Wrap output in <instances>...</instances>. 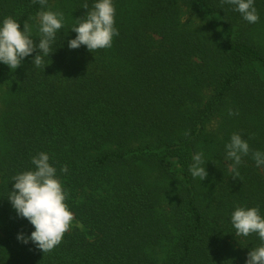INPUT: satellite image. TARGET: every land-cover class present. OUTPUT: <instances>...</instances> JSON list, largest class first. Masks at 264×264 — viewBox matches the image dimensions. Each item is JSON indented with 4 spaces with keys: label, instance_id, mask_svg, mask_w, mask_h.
<instances>
[{
    "label": "trees",
    "instance_id": "1",
    "mask_svg": "<svg viewBox=\"0 0 264 264\" xmlns=\"http://www.w3.org/2000/svg\"><path fill=\"white\" fill-rule=\"evenodd\" d=\"M85 2L96 0H48L64 26L43 66L38 49L17 69L0 63V264H246L262 242L237 236L231 214L264 216V165L252 158L264 153V0L256 23L221 0H113L119 35L93 52L68 47ZM41 10L0 0V23L27 21L38 44ZM233 133L251 149L235 179ZM40 152L83 227L46 253L18 240L35 229L8 199ZM197 152L203 181L189 171Z\"/></svg>",
    "mask_w": 264,
    "mask_h": 264
},
{
    "label": "clouds",
    "instance_id": "2",
    "mask_svg": "<svg viewBox=\"0 0 264 264\" xmlns=\"http://www.w3.org/2000/svg\"><path fill=\"white\" fill-rule=\"evenodd\" d=\"M37 2L42 6V10L35 17L40 34L38 44L34 43L32 26L27 21L23 23V30L21 24L12 16L5 17L0 23V63L10 69L20 67L24 58L37 49L39 51L32 64L41 67L44 65V57L54 52L52 46L57 32L64 26V13L51 10L48 0H33V3ZM225 3L233 5V10L239 12L245 21L258 22L259 14L254 0H221V5ZM44 7H49V10H43ZM82 8L87 9V13L84 17L77 18V24L71 29L77 35L68 41V47L77 49L85 45L90 52L110 48L113 38L119 35L115 27L116 8L113 0H96L91 9L85 2ZM229 115L238 113L229 110ZM184 135L189 133L185 131ZM225 151L226 159L233 161L229 167L235 179L240 175L238 166L242 157L251 151L249 143L240 133H233L230 142L225 145ZM252 158L258 167L264 165V153L253 151ZM49 161V155L44 152L33 156L31 163L35 166L34 170L15 175L12 178L13 190L8 196L17 215L26 218L35 229L30 237L18 235V240L25 244L30 240L43 253L51 252L62 242L75 219L66 203L68 193L57 176L56 168ZM192 161L189 166L191 175L203 181L208 176L203 152H197ZM60 171L66 173L67 166H62ZM231 223L237 236L247 237L255 233L262 242L260 246L249 251L246 264H264V216L260 214L259 207L236 206L231 214Z\"/></svg>",
    "mask_w": 264,
    "mask_h": 264
},
{
    "label": "rangeland",
    "instance_id": "3",
    "mask_svg": "<svg viewBox=\"0 0 264 264\" xmlns=\"http://www.w3.org/2000/svg\"><path fill=\"white\" fill-rule=\"evenodd\" d=\"M75 227H78V228L83 229L82 225H81L80 223H78L76 220L73 221V225H72V227L70 228V230L73 229V228H75ZM70 230H69V231H70ZM29 241H30V240H29Z\"/></svg>",
    "mask_w": 264,
    "mask_h": 264
}]
</instances>
